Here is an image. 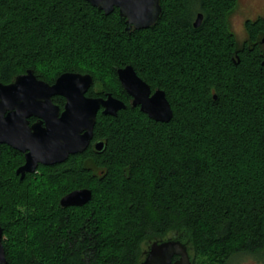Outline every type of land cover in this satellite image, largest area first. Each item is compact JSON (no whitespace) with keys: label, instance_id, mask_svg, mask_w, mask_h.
Listing matches in <instances>:
<instances>
[{"label":"trees","instance_id":"1","mask_svg":"<svg viewBox=\"0 0 264 264\" xmlns=\"http://www.w3.org/2000/svg\"><path fill=\"white\" fill-rule=\"evenodd\" d=\"M160 5L154 24L126 30L116 8L105 15L85 0H0L1 83L27 69L48 83L89 73L88 95L126 105L97 113L101 151L90 144L23 178L22 153L0 144L6 264H139L169 238L187 245L190 264H264V22L248 23L239 46L228 21L237 0ZM126 65L164 91L168 122L130 105L116 74ZM78 188L90 189L87 203L59 206Z\"/></svg>","mask_w":264,"mask_h":264},{"label":"water","instance_id":"2","mask_svg":"<svg viewBox=\"0 0 264 264\" xmlns=\"http://www.w3.org/2000/svg\"><path fill=\"white\" fill-rule=\"evenodd\" d=\"M91 6L110 14L115 8L125 19V29H145L154 24L160 13V0H85ZM202 14L193 23L198 27ZM264 45V36L261 38ZM123 90L131 97V106L156 122H168L172 109L160 88L153 91L134 71L131 65L116 70ZM93 83L89 73L63 72L52 83L36 77L32 69L17 75L13 81L0 82V144H6L24 156L23 163L15 173L23 178L36 171L38 165L64 162L70 155L82 153L93 137L98 111L116 116L126 107L125 103L111 93L88 97L86 92ZM65 99L63 110L52 102L53 96ZM36 121L29 123V118ZM103 141L94 143V150L103 149ZM91 198L88 188L74 189L63 195L59 206H81ZM0 226V264H6ZM173 258H175L173 260ZM139 264H190L187 245L177 239L153 241Z\"/></svg>","mask_w":264,"mask_h":264},{"label":"rangeland","instance_id":"3","mask_svg":"<svg viewBox=\"0 0 264 264\" xmlns=\"http://www.w3.org/2000/svg\"><path fill=\"white\" fill-rule=\"evenodd\" d=\"M264 13V0H237V5L229 15V29L236 34L237 38H243L242 22L245 17L253 16L256 13ZM196 15L194 16L195 19ZM193 19V21H195ZM230 264H259L248 255H238L232 258Z\"/></svg>","mask_w":264,"mask_h":264},{"label":"flooded vegetation","instance_id":"4","mask_svg":"<svg viewBox=\"0 0 264 264\" xmlns=\"http://www.w3.org/2000/svg\"><path fill=\"white\" fill-rule=\"evenodd\" d=\"M260 21H263L264 22V13L263 12H261V13H256V14H254L253 16H250V17H245L244 19H243V22H242V28H243V38L242 39H239V38H237V36H236V34H234V36H235V38L237 39V42L239 43V46H242V44H243V42L244 41H246L247 39H248V37H249V32H248V29H247V24L248 23H250L251 25H253V27H254V25L255 26H260L261 24H260ZM257 23V24H256ZM235 52V51H234ZM235 55H236V52H235ZM91 87V86H90ZM90 89V88H89ZM88 89V90H89ZM152 90V89H151ZM154 90V89H153ZM152 90V91H153ZM88 92V91H87ZM87 92H86V96H88V97H98V96H91V95H88L87 94ZM127 94V93H126ZM106 95V94H105ZM128 95V94H127ZM56 96H59V95H56ZM129 96V95H128ZM53 97H55V96H53ZM52 97V98H53ZM59 97H62V96H59ZM103 97V96H102ZM115 97V96H114ZM63 98V97H62ZM117 98V97H116ZM129 98H130V100H129V103H131V97L129 96ZM119 99V98H118ZM63 105L62 106H59V105H57V104H55L53 101V103L56 105V106H58L59 107V111L61 112L62 110H63V106H64V103H65V99L63 98ZM121 100V99H120ZM138 107V106H137ZM139 108V107H138ZM99 112V111H98ZM100 112H101V110H100ZM32 119V120H31ZM34 121H36V118H34V117H31V118H29V123L30 124H32ZM96 142V140H93V137H92V139H91V141H90V144H92V147H93V149H94V143ZM89 144V145H90ZM23 155V154H22ZM23 160H24V156H23ZM20 166V165H19ZM79 189V188H78Z\"/></svg>","mask_w":264,"mask_h":264}]
</instances>
